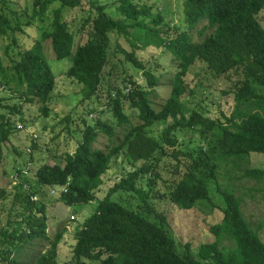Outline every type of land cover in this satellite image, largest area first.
<instances>
[{"label":"trees","instance_id":"trees-1","mask_svg":"<svg viewBox=\"0 0 264 264\" xmlns=\"http://www.w3.org/2000/svg\"><path fill=\"white\" fill-rule=\"evenodd\" d=\"M7 0H0L6 7ZM61 7L53 13L52 31L44 33L41 40L25 51H19L16 59L5 67L0 58V80L5 87L13 88L25 103L39 99L47 104L55 85V75L46 60L43 43L51 39L57 60L72 59L68 76L81 84L84 96L90 99L97 95L102 82L104 68L109 61L111 32L128 34L131 27L142 30L145 45L167 48L176 59L181 61L183 72L174 80L171 96L162 110L157 113L150 99L151 90L140 86L129 78L125 89H117L114 96L109 93L108 105L118 125L129 122L124 111V103L138 110L142 125L133 136L125 139V146L134 161L143 158L152 159L159 150L167 155L166 146H175L178 138L174 131H194L200 134L202 143L194 150H179L178 168L184 167L181 176L172 184L169 199L180 209L190 210L211 199L210 184L217 185V176L221 163L245 160L253 153L264 154V27L257 16L264 10V0H186L185 20L192 30L206 19L215 32L197 45L191 43L190 32L184 31L173 39H165L159 25L161 18L154 16V26H145L141 17L150 16L147 8L138 6L135 0H118L117 9L123 18L110 15L98 0H59ZM55 0H33L28 9L29 24L34 19H43ZM89 3L96 11L94 17L84 21L87 40L76 45V33L63 20V8L81 7ZM134 23L129 24L128 22ZM12 22L0 15V38L12 37L22 24L12 26ZM14 39V37H13ZM8 51H5L7 53ZM127 61L142 70L147 88L153 89L159 84V78L147 70L135 51L122 50ZM202 61L217 78L231 83L230 93L234 95V111L221 120H211L185 103L194 95L193 89L185 83L184 77L190 67ZM233 75L237 78L233 79ZM263 90L256 92L255 86ZM260 88V89H261ZM226 94H229L227 92ZM0 109L9 114H20L17 106L3 105ZM48 115V108H43ZM171 120L163 135V144L149 138L144 127L155 122ZM14 128L9 115L0 113V143L10 139ZM101 133L114 138L115 127L106 121L97 120L95 125H87L75 151L64 157L63 164L43 165L37 171L39 186H66L67 192L59 199L68 206H83L93 200V190L102 184L101 175L108 169L111 156L118 154L122 144L109 154L94 148ZM184 161V162H183ZM156 164L143 165L116 184L114 191L136 192L146 205V212L129 209L122 204L106 198L97 205L95 213L79 232L75 247V259L78 264L88 259L96 264H264V242L259 232L253 229L244 217L241 199L232 191H218L225 207L220 223L210 227L214 241L203 244L196 255L190 244L179 253L176 241L164 227L166 217L148 204V193L139 190L136 182L143 172H152ZM245 177L264 181V169L246 170ZM153 186V185H150ZM36 194L37 190H35ZM4 192H0V197ZM23 212L19 220L14 221L12 231L1 228L2 237H6L8 249L0 250L3 261L19 264L10 252H19L37 238H46L47 218L45 206H38L33 212V203L29 195L20 198ZM35 214V216H34ZM39 216V217H38ZM153 216V218L151 217ZM27 230H17L20 226ZM229 243L230 247L224 244ZM4 242L0 241V246ZM57 240L52 243V252L43 256L37 264H57L55 262Z\"/></svg>","mask_w":264,"mask_h":264},{"label":"rangeland","instance_id":"rangeland-1","mask_svg":"<svg viewBox=\"0 0 264 264\" xmlns=\"http://www.w3.org/2000/svg\"><path fill=\"white\" fill-rule=\"evenodd\" d=\"M185 1L135 0V3L147 8L150 13L149 18H140V21H143L141 24L154 26L152 18L159 16L161 22L155 28L161 29L165 39H173L180 32L188 31L191 43L197 45L211 36L215 29L209 27L208 21L204 19L194 29L189 30L185 20ZM32 2L33 0H7L6 7L0 2V15L4 14L12 22L13 27H17L18 23L22 24V30H17L12 37H9L10 39L0 38V58L5 67L10 66L11 60L17 58L19 51L32 48L36 41L42 39L44 33L52 31L53 13L61 7V2L55 0L43 19L36 18L25 24L29 20L26 12L31 9ZM98 4L104 5L113 17L123 18L117 9L118 0H98ZM95 14L96 11L89 3H83L77 8L62 9L63 20L76 33V45L87 40V29H83L82 26L87 18L94 17ZM257 18L264 27V10ZM109 38V61L104 68L98 93L90 99L84 96L82 85L68 76L72 59L57 60L51 39L43 43L46 60L55 75L54 90L49 103L45 104L39 99H35L33 103H25L23 97L18 96L13 88L5 87L0 80V99L4 100L3 105L17 106L21 110L20 114H9V111L0 109V113L10 116L14 128L10 139L0 143V192H4L0 197V229L7 228L9 232L12 231L13 222L19 220L23 212L20 198H24L26 192L21 189L20 179H16V176L19 171L26 169L30 170L27 179L33 185L34 191L37 190L39 197L37 202L31 204L33 212L40 215L36 210L43 204L47 218L46 238L33 240L19 252L11 250L10 253H13L11 257L19 264H37L43 256H48L52 252V243L57 240L55 262L78 264L75 259L78 234L95 213L98 203L106 198L150 217V213L144 211L146 205L139 194L114 191V188L127 177L128 173L134 172L143 165L152 164H156L153 173L150 171L140 174L136 186L139 190L148 193V204L165 215L164 227L176 241L179 253L185 251L186 244H190L193 254L196 255L203 244L214 241L210 227L220 223L224 216L225 205L218 193L220 190L232 191L241 199L245 219L259 232L264 242V181L259 182L245 177L246 170L264 169V154L253 153L245 160L221 163L217 185L209 186L210 201L190 210L180 209L174 205L169 199V193L173 182L184 171L183 166L178 168V162L184 159L183 156H174V152L194 150L199 146L202 139L198 132L174 131L178 143L175 146H166L167 155L163 156L157 150L152 159L143 158L134 161L135 158L130 157L124 143L125 139L138 132L143 122L138 110L125 102L124 111L129 117V122L118 125L108 105L109 93L114 96L117 89L125 91V86L129 82L123 81L132 78L140 86L151 90L152 106L159 113L171 96L175 77L179 72H183V66L167 48H157L155 45L144 46L145 38L142 30L137 27H131L128 34L111 32ZM122 50L135 51L146 69L159 78V84L153 89L147 88L142 70L127 61ZM236 78L237 76L233 75V79ZM184 80L194 92V95L185 101L187 107L201 112L211 120H221L225 123V117L231 115L235 105L234 95L229 91L231 83L223 78H217L202 61H197L188 69ZM255 88L256 92L263 90L259 85ZM227 92L229 94H226ZM43 108H48V115ZM97 120L106 121L114 126L115 135L110 139L108 135L101 133L94 148L109 154L122 144L121 150L111 156L108 169L101 175L102 184L92 191L93 200L83 206H68L60 201L59 195L52 193L51 187L38 185L37 171L46 164H63L64 157L75 151L85 127L95 125ZM170 124L171 120H159L151 126L144 127L143 130L141 128V131H144L149 138L163 144V135ZM17 230L27 229L22 225ZM0 241L4 242L0 246V250L4 252L9 246L6 237H2L1 233ZM224 245L230 247L229 243ZM0 264L10 263L3 261L0 256ZM79 264H96V262L82 259Z\"/></svg>","mask_w":264,"mask_h":264},{"label":"built area","instance_id":"built-area-1","mask_svg":"<svg viewBox=\"0 0 264 264\" xmlns=\"http://www.w3.org/2000/svg\"><path fill=\"white\" fill-rule=\"evenodd\" d=\"M130 86L125 90L126 92L129 91ZM30 170L26 169L25 171H19L17 173L16 179H20V187L21 189L26 192L30 196L32 202H37L39 200L38 194L34 193L33 185L28 181L27 177L29 176ZM23 175L24 178L22 177ZM52 188V193L61 196L63 193L67 192V185L66 186H54Z\"/></svg>","mask_w":264,"mask_h":264},{"label":"clouds","instance_id":"clouds-1","mask_svg":"<svg viewBox=\"0 0 264 264\" xmlns=\"http://www.w3.org/2000/svg\"><path fill=\"white\" fill-rule=\"evenodd\" d=\"M60 197V196H59Z\"/></svg>","mask_w":264,"mask_h":264}]
</instances>
